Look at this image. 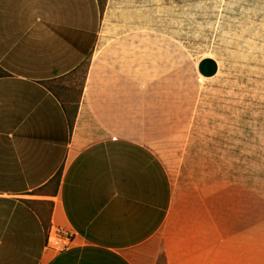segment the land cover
Masks as SVG:
<instances>
[{
    "label": "crops",
    "instance_id": "obj_1",
    "mask_svg": "<svg viewBox=\"0 0 264 264\" xmlns=\"http://www.w3.org/2000/svg\"><path fill=\"white\" fill-rule=\"evenodd\" d=\"M118 2L0 0V264H264V195L213 180L212 166L185 187L172 178L155 146L170 55L128 25L121 35ZM87 57L69 132L41 83ZM49 232L70 247L51 249Z\"/></svg>",
    "mask_w": 264,
    "mask_h": 264
},
{
    "label": "rangeland",
    "instance_id": "obj_2",
    "mask_svg": "<svg viewBox=\"0 0 264 264\" xmlns=\"http://www.w3.org/2000/svg\"><path fill=\"white\" fill-rule=\"evenodd\" d=\"M114 21L170 55V117L155 146L172 178L185 187L212 166L213 180L264 195V0H119ZM206 58L212 78L197 72Z\"/></svg>",
    "mask_w": 264,
    "mask_h": 264
},
{
    "label": "trees",
    "instance_id": "obj_3",
    "mask_svg": "<svg viewBox=\"0 0 264 264\" xmlns=\"http://www.w3.org/2000/svg\"><path fill=\"white\" fill-rule=\"evenodd\" d=\"M100 10L103 11L106 0H97ZM102 3V5H101ZM89 68V57H87L76 69L61 78L42 82L46 90L52 93L61 105V108L65 114L69 132L72 131L74 122L77 116L79 104L82 97V92L86 80L87 71ZM9 75L0 69V78L8 77ZM61 179V170L44 186V188H51L55 193L59 187ZM43 188L36 192H42ZM29 207L32 208L33 203L30 201H24ZM41 220L42 227L47 233L49 225L47 220L38 214Z\"/></svg>",
    "mask_w": 264,
    "mask_h": 264
},
{
    "label": "built area",
    "instance_id": "obj_4",
    "mask_svg": "<svg viewBox=\"0 0 264 264\" xmlns=\"http://www.w3.org/2000/svg\"><path fill=\"white\" fill-rule=\"evenodd\" d=\"M72 239L67 234H61L59 232H49L47 236V245L57 251L62 252L67 250L71 245Z\"/></svg>",
    "mask_w": 264,
    "mask_h": 264
},
{
    "label": "water",
    "instance_id": "obj_5",
    "mask_svg": "<svg viewBox=\"0 0 264 264\" xmlns=\"http://www.w3.org/2000/svg\"><path fill=\"white\" fill-rule=\"evenodd\" d=\"M218 70L217 62L211 58L203 59L197 66V72L203 78H212Z\"/></svg>",
    "mask_w": 264,
    "mask_h": 264
}]
</instances>
